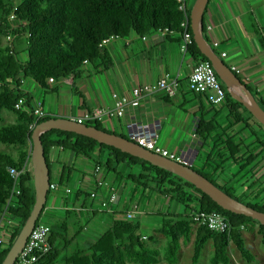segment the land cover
<instances>
[{
	"label": "trees",
	"instance_id": "1",
	"mask_svg": "<svg viewBox=\"0 0 264 264\" xmlns=\"http://www.w3.org/2000/svg\"><path fill=\"white\" fill-rule=\"evenodd\" d=\"M11 16L16 26L10 20ZM184 19L185 16L179 10L177 0H0V38L9 35L13 38L11 47L0 46V113L7 111L15 116V123L0 127V144L18 147L16 157L8 153H0V223L5 219L17 221L16 227L5 229L11 235L9 242L0 252V264L35 203L32 170H26L17 181H14L8 169L16 168L21 171L25 164H30L32 130L29 126H36L52 119L45 116L37 120L33 116L31 98L21 90L22 82L30 79L37 85L45 87L49 78L54 80L68 76L76 78L80 75L84 61L92 63L101 59L103 41L110 38L124 39L131 32L146 37L162 30H167V33H179L181 36L180 24ZM187 19L188 31L192 35L190 11ZM202 34L205 37L204 26H202ZM20 54L25 55L23 61L18 57ZM187 55L193 59L195 65L209 63L198 50L194 40L188 48ZM218 80L220 81L219 78ZM220 83L225 91L224 102H230L229 114L238 121L240 119L238 109L243 106L233 100L224 84L221 81ZM190 93L197 95L191 91ZM253 96L264 111V102L258 99L255 93ZM20 98L26 100V110L16 111L14 104ZM253 120L257 122L254 118ZM257 124L264 133V127L258 122ZM88 126L107 132L98 122L89 123ZM213 129L211 123L201 119L196 133L206 141L207 135H210ZM40 140L49 168L50 184L64 186L73 172L65 169L64 173L62 172L63 178H59L56 182L52 180L50 153L52 150H60L92 160L93 167L119 175L123 180L133 184L135 190L140 188L142 192L149 191L181 205L184 210L183 215L162 216L159 233L166 240L164 260L167 264H177L181 247L189 243L192 236L193 253L190 264H199L201 253L209 242L213 248L210 264H230L228 255L230 245H234L246 264H256L255 258L246 249L243 233H252L256 227V232L264 246V226L258 222L222 209L176 175L112 147L98 144L92 139L51 130L43 133ZM261 145L264 147L262 142ZM235 149H239V146L236 145ZM228 151L231 149L228 148ZM103 153H105L104 157H102ZM236 155L230 154L234 162L239 163L240 159L235 158ZM206 162L214 163L212 154L207 156ZM249 162L250 159L240 169L247 167ZM220 167L217 165L216 169ZM195 172L238 200L227 189L215 184L209 175ZM13 189L18 190L20 194L15 196L14 206L10 207L7 206V201ZM50 193L48 191L47 197ZM80 195L83 193H76V201ZM89 199L90 195L84 194L83 202L86 203ZM246 205L264 214V205ZM43 212L42 210L37 223L40 222ZM195 213H217L227 219L230 229L224 234L210 231L206 226L191 221L190 216ZM49 226L51 227L50 250L41 256L37 264H57L61 257V251L53 245L58 234L52 229L54 226ZM138 232L137 222L122 218L113 220L90 251L76 250L65 259L64 264H158L160 257L158 249L148 246L147 240H143V236Z\"/></svg>",
	"mask_w": 264,
	"mask_h": 264
},
{
	"label": "crops",
	"instance_id": "2",
	"mask_svg": "<svg viewBox=\"0 0 264 264\" xmlns=\"http://www.w3.org/2000/svg\"><path fill=\"white\" fill-rule=\"evenodd\" d=\"M202 26L205 27V37L209 47L214 51L212 44L218 42L219 48L214 52L246 88L250 89L251 94L255 93L257 98L264 102V0H209L203 14ZM208 26L212 28L209 33L206 32ZM180 39L179 33L162 32L146 37L131 32L124 39L111 38L101 47V59L83 65L78 77L68 76L54 80V83L46 82L45 87L27 79L22 82L21 90L30 96L31 105L37 100L42 102L46 116L52 119H71L81 117L94 109L112 111L113 94L126 97L132 89L152 85L161 78L176 81L178 89L174 97L170 98L163 92H156L145 96L137 108L127 109L122 118L104 117L99 123L108 133L124 138H128L129 124L148 126L155 134L156 143L163 149L177 154L191 152L194 158L193 169L202 151L205 152L203 154L206 158L214 153L204 150L205 147L220 146L225 153L218 152L216 156L219 158L222 156L220 160L223 161V165L234 164L230 154H237L235 158L240 159L239 163H235L238 166L237 174L239 177L250 175L246 188L250 191L256 183L260 184L262 181L264 183V166H259L257 160L259 154L255 155L261 153L258 152L262 147L260 137L264 140V133L243 107L238 109L240 119L237 121L229 114L230 102L225 101L215 107L209 105L204 97L190 93L188 78L195 63L189 55H181ZM222 53L226 54L224 58H221ZM232 91L235 95H242L238 88ZM230 97L235 100L231 95ZM224 109L227 116L224 121L222 119L219 121L218 118ZM201 119L214 126L211 134L207 135L206 141L196 133ZM218 130L220 133L215 135ZM262 144L264 145V141ZM236 145L239 149H235ZM228 148L231 151H228ZM245 153L249 155L242 159ZM61 155L64 156L65 152L52 150L50 153V166L55 175L58 174V167H62L59 162ZM104 156L105 153L102 154V157ZM71 158L77 159L74 155ZM248 159H250L249 164L241 170L240 167H244ZM91 163L93 164L92 160ZM208 164L206 162V165ZM65 169V167L61 168L58 179L63 178ZM69 170L78 172L79 176L73 183L69 179L64 186H57L53 192L55 204L47 216L50 222L48 225H57L63 232L74 229L71 240H66L58 233V238L54 240V247L61 251L62 264L76 250L84 252L91 250L100 235L105 232V230L98 232L100 224L107 222V218L101 220L103 214L112 216L111 223L120 219L116 216H125L128 213L133 216L130 221H134L135 210H138L137 204H132V199L129 197L125 199L126 190L121 192V187L97 179L101 169L97 174L96 167L93 166L87 167L84 171ZM214 174L217 175L216 172ZM65 188L71 190L70 194L74 195L73 200L64 193ZM111 188L116 191L117 202L109 206L108 210H103L101 204L108 200ZM136 192L137 190L134 189V193ZM76 193H83L77 201ZM92 193H95L96 198L84 203V194ZM143 195L144 193H141L142 197ZM243 204L251 205L245 202ZM183 213V207L170 200V209L164 214L155 215L162 218L163 215H183ZM82 218L87 221L83 222ZM2 227L5 230L10 226L3 221ZM160 228L161 226L155 230L152 237L143 236V239L151 243L158 242L161 237L164 238L159 233ZM52 229L55 231L54 227ZM70 246L73 248L67 250Z\"/></svg>",
	"mask_w": 264,
	"mask_h": 264
},
{
	"label": "built area",
	"instance_id": "3",
	"mask_svg": "<svg viewBox=\"0 0 264 264\" xmlns=\"http://www.w3.org/2000/svg\"><path fill=\"white\" fill-rule=\"evenodd\" d=\"M187 0H177L179 5V10L184 14L185 19L180 24L181 28V39L179 44V51L181 55H187L188 48L192 44L193 38L190 32L188 31V19L187 14L191 10L187 8ZM10 20H13V16L10 17ZM211 27L208 26L206 32L211 31ZM162 33H167V30L159 31ZM9 47H11L13 38L9 35L6 37ZM111 39V38H110ZM109 40V39H108ZM108 40L102 42L101 47ZM214 49L219 48L218 42H213L212 44ZM226 56L225 53L221 54V58ZM89 64L88 61H84L83 65ZM49 83H54L53 78H49ZM188 88L191 92L201 95L205 100L212 106L218 107L224 103L225 100V91L223 90L220 81L217 78V75L211 66L210 63H199L195 65L190 73L188 78ZM178 84L176 81H167L165 78H161L156 83L152 85H144L142 87L134 88L131 90L129 96L120 97L117 94L112 95L114 100L113 110H103V109H94L92 111L86 112L83 116L78 118H71L73 122L77 124L87 125L89 123L100 122L104 117L110 118H122L127 109H135L139 106L140 102L145 96L152 95L156 92H163L167 97H174L177 93ZM26 100L20 98L14 104V109L16 111L26 110L25 108ZM31 105V104H30ZM31 111L33 116L38 120L46 116L43 111V104L41 101L37 100L31 105ZM34 125H30L29 129L33 130ZM155 134L152 132V129L148 126H139L138 124H129L127 126V140L133 142L134 144L144 148L145 150L161 156L165 159L173 161L182 166L193 168L194 158L191 152L189 153H173L168 150L163 149L155 141ZM31 164H25L21 171H18L16 168H9L8 173L10 177L17 181L19 176L30 169ZM99 168H96L95 172L98 173ZM57 188L56 184H50L49 190L53 193ZM110 195L108 200L101 204L103 210H108L109 206L117 202V194L114 188L110 189ZM47 197L50 199L49 203L44 206L43 214L44 216L50 212L55 204V197L53 195ZM65 194H70L71 190L68 188L64 189ZM20 193L18 190L13 189L10 199L7 201V206L13 207L15 196H18ZM50 197V198H49ZM96 198L95 193L90 194V199L94 200ZM191 221L197 225L206 226L210 231L224 234L227 233L230 229V224L226 218L217 214V213H198L192 214ZM125 219L130 221L133 219L132 214L128 213L125 215ZM10 232L6 231L2 227V222L0 223V252L4 249L5 245L10 240ZM51 235V227L43 222L36 223L34 229L30 233L21 253L18 255L14 264H37L41 256L47 254L50 250L49 238ZM144 240V239H143Z\"/></svg>",
	"mask_w": 264,
	"mask_h": 264
},
{
	"label": "water",
	"instance_id": "4",
	"mask_svg": "<svg viewBox=\"0 0 264 264\" xmlns=\"http://www.w3.org/2000/svg\"><path fill=\"white\" fill-rule=\"evenodd\" d=\"M208 2L209 0H195L192 6L190 12V27L192 30L193 40L200 53L208 60V62L213 67L217 77L227 88L228 93L238 103H240L243 108L247 112H249L259 124L264 127V111L259 107L251 92L236 77V75L230 70V68H228L224 64L219 56L209 47L206 39L203 37L202 18ZM234 88H238L239 90H241L242 95H235L232 91V89ZM51 130H59L86 137L96 141L98 144L112 147L121 151L122 153L144 160L151 165L166 170L191 184L195 187V189L206 195L222 209L232 214L250 218L258 222L260 225L264 226L263 213H260L232 198L217 186H215L213 183H211L209 180L196 173L193 169L153 154L121 136L97 130L92 126L77 124L70 119H50L36 125L32 130V134L30 137V164L35 192V203L30 212V215L22 226L17 238L11 245L6 257L1 264L15 263L46 204L47 194L50 186V176L40 136L43 133Z\"/></svg>",
	"mask_w": 264,
	"mask_h": 264
},
{
	"label": "rangeland",
	"instance_id": "5",
	"mask_svg": "<svg viewBox=\"0 0 264 264\" xmlns=\"http://www.w3.org/2000/svg\"><path fill=\"white\" fill-rule=\"evenodd\" d=\"M16 1V0H14ZM187 8L189 10L192 9V6L195 2V0H187ZM14 20H12L13 22ZM13 24L16 26L17 24L13 22ZM0 46L1 47H9V43L6 39V37L0 38ZM19 59L23 61L25 59L24 54H20ZM227 116V112L225 109L221 112V115L219 116L218 120L219 121H224L225 117ZM222 119V120H221ZM15 121V116L7 111H3L0 113V127L8 125V124H13ZM220 133L218 130L216 134ZM229 134V132H226ZM225 139V136L223 135V140ZM260 141L263 143L264 140L261 139ZM209 145H211V142H208ZM220 144V142H218ZM208 146L205 147L204 150H209L212 154V159L214 163L206 165V156H204L203 153L204 151L201 152L200 156L196 160L194 170L197 172L201 173H206L209 175L214 181L215 184L218 186L227 189L229 193H231L234 197H236L238 200L245 202V203H251L252 206H262L264 205V183L263 181L260 182V184L256 183L254 187L248 191L247 188V181L250 180V175L244 176V177H239L238 173V166L234 163L230 164H225L223 165V161L220 160L218 156H216V153H225L221 150L220 146ZM264 147H261L258 152L261 153H256L257 155V160L259 162V166H264V150L262 149ZM17 149L18 147L16 146H5L0 144V153H8L14 157L17 155ZM221 150V151H220ZM208 151V152H209ZM223 152V153H222ZM263 152V153H262ZM246 155L243 156L242 159L247 157L249 154L245 153ZM62 157L60 158L59 162L61 163L62 167H65L66 169H75L77 171L81 170L84 171L87 167L90 168L93 166L91 163V160H87L84 157H77V159H72L71 156L73 154L69 152H65V155H61ZM86 165L84 164L85 162ZM244 162H241L243 164ZM206 165V166H205ZM216 165L221 166V170L216 169ZM61 167V168H62ZM61 168L58 167V174L55 175L53 170H51V177L53 181H57L58 177L61 172ZM259 168V167H258ZM31 169V165H30ZM202 169V170H201ZM217 173L215 175L214 173ZM79 176L78 172H72L70 174V181L73 183L76 181L77 177ZM97 179L98 180H103L109 185H113L115 187H121L122 190H126V193L124 195L125 199L130 198L132 199V204L135 205L137 204L138 210H135V219L134 222H137L139 224V234H141L144 237H152L154 235L155 230H157L162 223V218L155 215L156 213L159 214H164L168 209H170V200L163 198L157 194L151 193L149 191L142 192V190L139 188L137 189V192L134 193V185L129 183L126 180H123L119 175H116L112 172H108L105 169H101L100 173L97 174ZM243 185V187H242ZM141 193H144L143 197L141 196ZM53 195V193H51ZM70 200L74 199L73 194H67ZM134 195V196H133ZM50 198V197H49ZM50 199H47V203H49ZM132 209V208H131ZM50 214V212L47 213L46 216L42 215L40 222L49 224L47 220V216ZM111 217L109 215L103 214L101 216V220L104 221L103 219L107 218V222L104 224H100V229H98V232H103L104 230H107L108 225L111 223ZM117 218H122L125 219V216L118 215L116 216ZM103 218V219H102ZM106 220V219H105ZM83 222H86L87 220L82 218ZM4 223L8 224L10 227H16L17 221L16 220H9L5 219ZM101 223V222H100ZM54 229L58 234H62L66 240H71L72 236L74 235V229L72 228L70 231L63 232L59 226L54 225ZM244 237V242L246 245V249L251 253V255L255 258L256 264H264V246L262 245L260 238L256 232V227L252 233L244 232L243 233ZM192 239L190 240L189 243L183 245L181 247V250L178 255V262L177 264H190L191 262V257L193 253V236L191 237ZM158 242H147L148 246L157 248L160 257L158 258V264H167L164 260V247L166 245V240L161 237L160 240H157ZM73 248L70 246L67 248V250ZM212 245L211 243H207L204 250L201 253L200 261L199 264H210V258L212 257ZM228 255L230 256V264H246V262L240 257L239 253L235 249L234 245H230L228 248ZM57 262V264H62L60 261Z\"/></svg>",
	"mask_w": 264,
	"mask_h": 264
}]
</instances>
